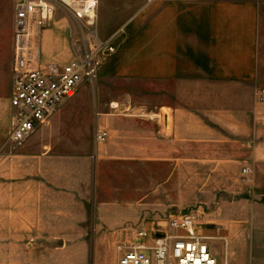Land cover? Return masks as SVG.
<instances>
[{"label":"crops","instance_id":"1","mask_svg":"<svg viewBox=\"0 0 264 264\" xmlns=\"http://www.w3.org/2000/svg\"><path fill=\"white\" fill-rule=\"evenodd\" d=\"M263 6L264 0H98L93 23L58 10L44 33L45 61L68 63L73 58V37H91L95 30L101 41L116 39L117 51L101 74L147 80L156 87H177L181 104L161 106L150 118L137 113H103L96 119L95 132L90 133L93 147L86 149L85 144L76 143L69 146L70 153H62L56 140L45 143L51 130L56 132L68 125L65 109L72 102H65V109L61 107L52 118L51 127L39 130L43 143L26 149L33 135L23 144L10 140L12 81L9 96L0 95V140L8 137L17 147L26 145L22 153L12 155L10 145L0 142V261H25L27 243L20 241L26 239L28 225L38 231L62 229L59 192H85L89 185L86 178L93 176L95 180L104 166L113 167V174L122 177L108 189L110 198H123L131 213L121 224L127 228L134 222L147 229L165 223L161 219L172 209L174 181L183 189L191 177L206 184L212 197L222 189L221 183H229V167H237L249 178L264 171V103L259 100L264 87L260 74ZM121 29L124 32L118 34ZM13 32L12 22V57ZM187 87L195 93V99H188L194 104L182 105L186 99L181 96L185 97ZM163 108L171 112H163ZM163 117L168 119V128ZM98 130L109 131L104 144L95 140ZM143 181L149 183L144 185ZM158 181L169 199L150 207L143 199ZM113 202L98 201L97 193L94 211L104 214ZM80 203L78 213L83 215L87 202ZM219 209L229 215L222 222L228 225L226 236L201 222L199 231L213 237L210 244L225 241L227 246L235 241L240 256L237 258V253L228 248L233 260L223 264H242L251 250L257 255L256 246L248 250L245 238L235 234L236 229L228 222L232 217L230 206ZM176 214L188 213L176 209L168 218ZM9 235L11 242L7 243ZM211 249L220 263L219 250ZM2 250L6 254H1ZM259 254L257 262L264 264V229Z\"/></svg>","mask_w":264,"mask_h":264},{"label":"rangeland","instance_id":"2","mask_svg":"<svg viewBox=\"0 0 264 264\" xmlns=\"http://www.w3.org/2000/svg\"><path fill=\"white\" fill-rule=\"evenodd\" d=\"M13 10L14 0H0V95L2 96H9L15 70V56L13 50L12 57L11 43ZM260 74L264 78V6L261 16ZM176 89L178 88L173 86L169 88H165L163 85L156 87L147 80L119 79L112 74L104 72L101 74L100 72L95 80L85 81L77 95L66 101V103L72 102L67 105L66 109L65 106H62V110L65 109L67 112L68 125L56 132L51 130L46 136L48 142L45 144H52L56 140L61 144L62 153H70L69 146L72 147L76 143H83L86 145V149H89L93 147L90 133L95 132V122L99 115L127 112L150 118L161 106L181 104L178 102L179 96ZM184 91L185 97L180 95L182 99H186L182 105L194 104L188 101L189 98L195 99L194 91L189 90L188 87L184 88ZM163 112L170 113L171 110L163 108ZM51 123L52 120L45 127L49 126L47 128H50ZM40 129L43 128H39L26 142V144L31 143V146H27L26 149L34 148L33 145L37 143H43V135H38ZM0 142L10 145L12 155L22 153L26 145L17 147L9 142L8 137L3 138ZM112 170H114L113 167L104 166L101 168V174L98 177L95 176V180L93 176L86 178L89 185L85 192H59V225L62 229L38 231L28 225V229L25 231L27 237L20 241L22 244L27 243V246L23 245V247L28 252V257L20 264H118L117 243L132 238L134 229L143 228V225L132 222L125 226L127 228H124V225L121 224L131 213L123 198L122 201L118 196L115 200L110 198L111 191L108 190L110 184L116 185L117 180L122 178L121 175L113 174ZM228 172L229 183H221L222 189L212 197L206 191V184L196 182L191 177L184 184L183 189H181L180 182L174 181L172 184V209L167 212V215L162 216L161 221L167 220L171 211L174 213L176 209L184 210L185 213L197 212L201 225L204 227L211 225L220 229V235L226 236L228 225L222 222L229 215H226L225 212L221 213L219 207L230 206L229 211L232 213V217L227 220L236 229L235 234L245 238L248 250L256 246L255 250L260 257L261 233L264 229V171H258L252 178L241 175L237 167H229ZM142 176L144 179H148L147 174ZM97 180L98 191H96ZM159 181L158 185L152 189V194L144 196V204L150 207L161 203L165 198L169 199V193L163 190ZM143 182L144 185L149 183ZM146 186L148 191V185ZM97 193L98 201L111 199L117 204L106 206L104 214H97L96 210L94 211ZM84 201L87 203L84 207L85 214L82 215L78 212L81 210L80 202ZM5 240L10 243V235ZM210 245L220 252L218 255L219 264H223L224 261L228 262L230 258L233 260V257L229 255L228 248L230 252L237 253V258L240 256L238 247L235 248V241L227 246L225 241H211ZM250 252L242 264H258L256 253H253V250ZM2 253L6 254L4 250L1 251ZM0 264L10 263L0 261ZM231 264L239 263L231 261Z\"/></svg>","mask_w":264,"mask_h":264},{"label":"built area","instance_id":"3","mask_svg":"<svg viewBox=\"0 0 264 264\" xmlns=\"http://www.w3.org/2000/svg\"><path fill=\"white\" fill-rule=\"evenodd\" d=\"M97 6L98 0L15 1L12 142L23 144L39 128L49 125L62 105L77 95L85 81L95 80L116 53L115 38L101 41L92 30L91 37H73V58L68 63L43 59L44 33L58 10L93 23ZM123 32L121 29L118 34ZM259 100L264 103V87ZM163 119L168 128V119ZM109 137L108 130L95 133L98 143H105ZM199 226L198 213L191 212L173 215L154 229L138 228L132 238L117 243L118 264H219L210 246L213 237L201 233Z\"/></svg>","mask_w":264,"mask_h":264}]
</instances>
